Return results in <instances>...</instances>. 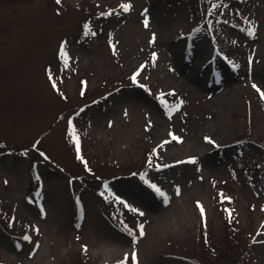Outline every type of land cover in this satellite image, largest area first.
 <instances>
[{"label": "rangeland", "instance_id": "obj_1", "mask_svg": "<svg viewBox=\"0 0 264 264\" xmlns=\"http://www.w3.org/2000/svg\"><path fill=\"white\" fill-rule=\"evenodd\" d=\"M128 2L0 0V262L264 264V0Z\"/></svg>", "mask_w": 264, "mask_h": 264}, {"label": "snow or ice", "instance_id": "obj_2", "mask_svg": "<svg viewBox=\"0 0 264 264\" xmlns=\"http://www.w3.org/2000/svg\"><path fill=\"white\" fill-rule=\"evenodd\" d=\"M58 2H59V0H58ZM120 7L123 8L125 11H127V10L129 9V7H130V3L128 2V0H121ZM109 11H111V9H109ZM106 14H107V13H105V15H106ZM144 23H145V25H147V23H148V16H147V15H145V17H144ZM254 31H255V30H254L253 28H249V29H248V32H249L250 35L253 34ZM153 40H155V33L152 34V37H151V39H150L149 42L151 43ZM61 52H62V54L66 55V52H64L63 46L61 47ZM151 55H152V57L154 58V57L156 56V52L153 51ZM249 59H251V57H250ZM233 66L235 67L236 65L233 64ZM141 67H142V65H141ZM139 70H140V69L137 68V70L134 71V72L132 73V76H131L132 81H133L134 83H137V84L140 83V81L137 79V72H138ZM142 86L145 87V88H147V85H142ZM253 87H256V88H257V91L260 92L261 97L264 98V91H262V90H261V89H260L255 83L253 84ZM177 107H179V104H176V105L174 106V108H177ZM171 134H172V133H170V135H171ZM176 139L179 140L180 137L177 136ZM204 139H205V140H210L212 144H216V141L213 140V139H212L211 137H209V136H205ZM162 143H163V142H162ZM77 150L79 151V148H78ZM80 159L83 160V157L81 156ZM196 159H197L196 156H187V157H185V160H188V161H196ZM141 175H143V174H141ZM145 182L148 183L149 185H151V187H152L153 189H155V191H156L157 193H159V194L162 195V196H166V193H164V192L162 191V189L159 187V185H157L156 183H154L152 180H148L147 178H145ZM113 195H115V193H113ZM30 199H31V198H30ZM116 199L119 200V199H122V197H120V196H116ZM227 199H231V197H228ZM165 202H166V201H165ZM124 203H125V205H126L130 210H133V211H136V212H140V211H141L139 208H134L133 205H132V204H129L126 200L124 201ZM197 204L199 205L200 202L197 201ZM261 207H264V205H261ZM42 211H43V210H42ZM200 212H201V216H203V215H204V209H203L202 206L200 207ZM126 227H127V226H126ZM137 227L140 229V235H143V234H144V233H143V225H137ZM130 234H131V235L133 236V238L135 239V233L132 232V233H130ZM25 239H30V237L26 235V236H25ZM83 247L86 248L87 246L85 245V246H83ZM127 256H128V253H124V257L126 258ZM131 260H132V264H136V251H135L134 248H133L132 253H131ZM0 264H2V262H0ZM115 264H125V260H124V259L118 260V261L115 262Z\"/></svg>", "mask_w": 264, "mask_h": 264}, {"label": "trees", "instance_id": "obj_3", "mask_svg": "<svg viewBox=\"0 0 264 264\" xmlns=\"http://www.w3.org/2000/svg\"><path fill=\"white\" fill-rule=\"evenodd\" d=\"M215 242L211 245V254L213 261L217 264H234L235 263V256L234 253L237 249L240 248V245H231L229 242ZM206 261V259H204ZM207 262V261H206Z\"/></svg>", "mask_w": 264, "mask_h": 264}]
</instances>
